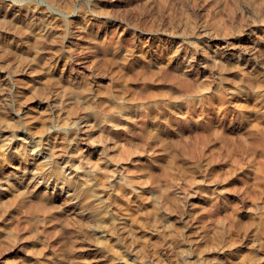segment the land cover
I'll return each mask as SVG.
<instances>
[{
  "label": "rangeland",
  "instance_id": "1",
  "mask_svg": "<svg viewBox=\"0 0 264 264\" xmlns=\"http://www.w3.org/2000/svg\"><path fill=\"white\" fill-rule=\"evenodd\" d=\"M20 1L55 39L0 15L22 51L0 53V143L49 147L79 199L16 179L0 264H264V0Z\"/></svg>",
  "mask_w": 264,
  "mask_h": 264
},
{
  "label": "bare ground",
  "instance_id": "2",
  "mask_svg": "<svg viewBox=\"0 0 264 264\" xmlns=\"http://www.w3.org/2000/svg\"><path fill=\"white\" fill-rule=\"evenodd\" d=\"M17 1L18 0H12V1H8V0H0V15H2L3 17H5V16H7L9 13L10 14H12V17H11V19H12V21H14V24L13 25H10V26H13V29H11V30H15L14 29V27H16V31H18V33L21 35H23L24 36V38H29L30 39V37H32L35 41H42V39H44V38H50V37H53L54 39H55V32L53 31V27L54 26H56V19H57V17H56V19H53L52 17V21H49L48 19V22H46L48 25H46V27H44V26H42L41 27V22L40 23H38V22H32L31 20H33V19H31L30 20V18L31 17H29V14L28 13H30L31 11L33 12V11H36L35 9V5H26V7H25V9H27L26 11H24V13H21V9H19L18 7L20 6V5H18L19 3H17ZM20 1V0H19ZM22 1H24V0H22ZM26 1H29V0H26ZM51 1V0H50ZM58 1V0H57ZM62 1V0H61ZM66 1V4L68 3V4H70L67 0H65ZM70 1V0H69ZM21 2V1H20ZM32 2H33V0H32ZM42 2H43V0H42ZM45 2V1H44ZM48 2V1H47ZM56 2V1H55ZM17 3V4H16ZM28 3H31V2H28ZM34 3V2H33ZM37 3V2H36ZM49 3V2H48ZM47 3V4H48ZM52 3H54V1L52 2ZM59 3H60V1L58 2V5H59ZM23 4V3H22ZM26 4V3H25ZM32 4V3H31ZM35 4V3H34ZM40 4H42V3H40ZM56 4V3H55ZM64 4V3H63ZM67 4V5H68ZM52 5V4H51ZM57 5V4H56ZM18 6V7H17ZM22 6H24V5H22ZM22 6H21V8H22ZM38 6H39V4H38ZM47 6V5H46ZM50 6V4L48 5V7ZM55 6V5H54ZM61 6V5H60ZM59 6V7H60ZM69 6V8H70V5H68ZM17 7V8H16ZM47 7V8H48ZM62 7H63V5H62ZM65 7H67L66 5H65ZM65 7H63V8H65ZM46 8V7H45ZM54 8V7H53ZM56 8V7H55ZM24 9V8H23ZM51 9V8H50ZM57 9V8H56ZM48 10H49V8H48ZM58 10V9H57ZM57 10H53V11H56L55 13H57L58 11ZM63 10V9H62ZM70 10V9H69ZM68 10V11H69ZM20 11V12H19ZM38 11V10H37ZM63 11H65V10H63ZM66 11H67V9H66ZM67 11V12H68ZM31 12V13H32ZM41 12V11H40ZM45 12V11H44ZM47 12V11H46ZM60 12V11H59ZM35 13V12H34ZM38 13V12H37ZM42 13V12H41ZM52 13V12H51ZM72 13V12H71ZM50 14V13H49ZM48 14V15H49ZM58 14V13H57ZM60 14H61V12H60ZM67 14V13H66ZM22 15H24V16H26V21L25 20H21L20 18L21 17H23ZM33 15V14H32ZM31 15V16H32ZM39 15V14H38ZM47 15V14H46ZM68 15H69V13H68ZM71 15V14H70ZM21 16V17H20ZM67 16V15H66ZM1 17V16H0ZM2 17V19H4ZM7 17H9V16H7ZM27 17H28V19H27ZM43 17V16H42ZM34 18H35V16H34ZM45 18V17H44ZM46 18H47V16H46ZM45 18V19H46ZM55 18V17H54ZM58 18H60V17H58ZM62 18V17H61ZM67 18H68V16H67ZM2 19H1V21H2ZM6 19V18H5ZM9 19V18H8ZM7 19V20H8ZM70 19V18H69ZM73 19V18H72ZM7 20H5V23L7 24ZM38 20H40V19H38ZM46 20V21H47ZM1 21H0V23H1ZM9 21V20H8ZM11 21V22H12ZM45 21V20H44ZM58 21V20H57ZM67 21H68V19H67ZM74 21V20H73ZM85 21H87L86 20V18H85ZM3 22V21H2ZM10 22V23H11ZM59 22V21H58ZM69 22V21H68ZM89 22V21H88ZM91 22V21H90ZM9 23V22H8ZM9 23V24H10ZM43 23V22H42ZM45 23V24H46ZM85 23V22H84ZM63 24V23H62ZM62 24H60V25H62ZM66 24V23H65ZM3 25V24H2ZM2 25H0V26H2ZM44 25V24H43ZM59 27H61V26H59ZM59 27L57 28V29H59ZM85 27H86V25H85ZM84 27V28H85ZM5 28H6V25H5ZM4 28V30H6ZM18 28V29H17ZM88 28H89V26H88ZM9 29V28H8ZM7 29V31L8 32H6V31H4V30H0V33H3V34H1L0 36L1 37H3L2 39L0 38V53L2 54V55H4L5 56V59H6V57H8V56H10V55H12V56H14L16 59L18 58V57H16L15 55H17V56H19L20 54H21V52H18L19 50H20V46H19V44L21 43H18L17 41H16V38H15V36H14V34H15V32L13 33V31H10V29L8 30ZM88 30V29H87ZM6 33H8V36L6 35ZM57 33V32H56ZM16 34H17V32H16ZM18 34V35H19ZM58 34V33H57ZM17 36V35H16ZM50 36V37H49ZM19 37V36H18ZM22 37V36H21ZM57 37H58V35H57ZM23 38V37H22ZM23 38V39H24ZM31 38V39H32ZM28 39V40H29ZM51 39V38H50ZM26 40V39H25ZM45 40V39H44ZM47 40V39H46ZM53 40V39H52ZM29 42V41H28ZM27 42V43H28ZM23 43V42H22ZM24 44V43H23ZM34 44V43H33ZM25 45V44H24ZM35 45V44H34ZM40 45H41V43H40ZM25 48V47H24ZM39 48V47H38ZM14 49V50H13ZM40 49V48H39ZM16 50H18V51H16ZM41 50V49H40ZM37 51V50H36ZM39 53V52H38ZM38 53L36 52V54H33L32 55V57L30 58V64L31 65H35L36 63H38V59H39V55H38ZM28 64H26V65H29L30 66V64H29V62H27ZM1 67V66H0ZM3 72V71H2ZM5 74V73H4ZM7 74V73H6ZM4 76V75H3ZM4 78V77H3ZM2 79V78H1ZM1 81V80H0ZM1 83V82H0ZM1 86V85H0ZM1 90V89H0ZM2 94H3V92H1ZM2 96V95H1ZM1 99V98H0ZM2 99H3V97H2ZM1 99V100H2ZM3 113V112H2ZM3 115V114H2ZM9 115V114H8ZM29 115H32V114H29ZM4 116H5V114H4ZM6 116H7V114H6ZM6 116H5V119H6ZM19 116H22V114L21 115H19ZM18 116V117H19ZM24 116H26V114L24 115ZM0 117H2V116H0ZM23 117V116H22ZM27 117V116H26ZM31 117V116H30ZM33 117L34 116H32L30 119H33ZM4 118V117H3ZM28 118V117H27ZM27 118H25V119H23V122L25 123V122H27L28 121V119ZM29 119V120H30ZM3 120V119H2ZM8 121V120H7ZM10 122H11V120H9ZM8 121V122H9ZM16 121H17V119H16ZM22 121V120H21ZM21 121H20V123H21ZM9 122V123H10ZM13 122V121H12ZM11 122V123H12ZM29 122H31V121H29ZM2 123H3V121H2ZM5 123H7V122H5ZM18 123V122H17ZM20 123H19V125H20ZM32 123H34V122H32ZM4 124V123H3ZM27 124V123H26ZM7 125H8V123H7ZM30 125V124H29ZM1 126H2V124H1ZM1 126H0V129H1ZM31 126V125H30ZM3 127V126H2ZM20 127V126H19ZM29 126H27L26 128H28ZM34 127V126H33ZM11 128V127H10ZM12 128H14V127H12ZM11 128V129H12ZM21 128V127H20ZM17 129H18V124H17ZM28 129H30V128H28ZM7 130V129H6ZM27 130V129H26ZM19 132H20V134L21 135H23V136H21V137H17V139H19V140H21V139H26L27 138V136L25 135V133H26V131L24 130V129H19L18 130ZM30 132H31V130H29ZM14 132H15V130H14ZM52 133V132H51ZM25 135V136H24ZM53 135V134H52ZM1 136V135H0ZM7 136V135H6ZM20 136V135H19ZM29 137V136H28ZM34 137H36V136H34ZM2 138H4V136L3 137H1L0 139H2ZM6 138V137H5ZM9 138L10 137H8L7 139H8V141H9ZM33 138V137H32ZM42 138V137H41ZM41 138H39V139H41ZM15 139H16V137H15ZM16 139V140H17ZM24 139V140H25ZM35 139V138H34ZM39 139H35V140H39ZM28 140V139H27ZM42 140V139H41ZM7 141V142H8ZM29 141H31V139H29ZM5 142V141H4ZM6 142V145H3L4 143L2 142V144L0 143V160L4 163V165H3V169L1 170V173H0V196L1 195H5V193L6 192H9L8 190L10 189V187L12 186V185H14V183L16 182V179H17V181L20 179L21 180V178H22V181L21 182H24L25 180H26V182H33V183H37V184H39V186H44V187H57L61 192H63L67 197H68V199H70L71 201H76L77 199H79L78 197H79V194L77 193V191H76V188L78 187V186H76V188H75V186L73 185L74 184V182H76V181H74V178H73V174H71V172L69 171V172H67L66 171V168H67V166H66V161H63V165H62V167H60V168H57L56 167V169L54 170V169H52L51 167H49V165H51L50 164V162H51V159L53 158V156H55L54 154H53V152L50 150V148L49 147H47V146H44V145H41V147L39 146V148H34L33 150H32V152H30L29 154L28 153H25L24 151L22 152V149L21 150H19L18 148H20L19 146H18V148H16V147H14V142H11V141H9L8 143ZM36 142V141H35ZM40 142V141H39ZM38 142V143H39ZM20 144V143H19ZM40 144V143H39ZM3 145V146H2ZM22 145V144H21ZM50 145V144H49ZM52 145V144H51ZM2 146V147H1ZM51 147V146H50ZM31 148V147H30ZM24 150V149H23ZM41 152H45L48 156H49V158H48V160H44L43 159V157H42V154H41ZM47 158V157H46ZM53 160H55V159H53ZM56 161V160H55ZM1 163V162H0ZM51 163H54V162H51ZM52 167H54V166H52ZM64 167H66L65 169H64ZM2 168V167H1ZM55 168V167H54ZM25 179V180H24ZM75 179H76V177H75ZM78 184V183H77ZM16 185V184H15ZM14 185V186H15ZM75 185H76V183H75ZM83 187V186H82ZM82 187H80V188H82ZM12 188H14V187H12ZM79 189V188H78ZM10 191H12V190H10ZM80 191H83L82 189L80 190ZM11 193V192H10ZM92 196V195H91ZM3 197V196H2ZM96 198V197H95ZM95 198H91V200L93 199V201H94V199ZM4 200V199H3ZM3 200H1L2 201V203H3ZM96 200V199H95ZM93 201H92V203H93ZM100 201V200H99ZM94 202H96V201H94ZM87 203H88V205H89V202L87 201ZM86 203V204H87ZM96 203H99V202H96ZM96 203H93L92 205H89V207H93L94 206V204H96ZM101 203V202H100ZM103 203V202H102ZM85 204V205H86ZM104 204V203H103ZM103 204L101 205H99V206H97V205H95V206H97L95 209L94 208H91V209H94L93 211L92 210H90V208H86L85 207V210H86V212L90 215V217H91V219H92V223H91V225H92V227H93V231L95 232L96 231V233H99L97 236H98V240H99V246L98 247H100V248H103L104 246H106L105 244V241H104V237H103V232L102 231H104L105 232V229H108V231H112L111 229L112 228H114L113 226V218H112V216L106 211L107 209V206L105 205V206H103ZM84 204H83V207L85 206ZM82 207V209L81 210H83L84 208ZM104 207H106V208H104ZM84 211V210H83ZM85 212V211H84ZM108 222V224L109 225H106V223ZM1 224V223H0ZM19 244V243H18ZM22 246V245H21Z\"/></svg>",
  "mask_w": 264,
  "mask_h": 264
}]
</instances>
